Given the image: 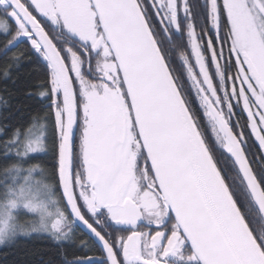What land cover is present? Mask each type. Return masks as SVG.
I'll use <instances>...</instances> for the list:
<instances>
[{
    "label": "snow or ice",
    "instance_id": "6c2138e0",
    "mask_svg": "<svg viewBox=\"0 0 264 264\" xmlns=\"http://www.w3.org/2000/svg\"><path fill=\"white\" fill-rule=\"evenodd\" d=\"M0 59L43 67L40 107L0 124V245L264 264V0H0Z\"/></svg>",
    "mask_w": 264,
    "mask_h": 264
},
{
    "label": "trees",
    "instance_id": "16d2710c",
    "mask_svg": "<svg viewBox=\"0 0 264 264\" xmlns=\"http://www.w3.org/2000/svg\"><path fill=\"white\" fill-rule=\"evenodd\" d=\"M26 45H21L25 47ZM11 55V53L9 54ZM3 60L0 59V64ZM43 67L37 59L25 60L13 71L11 78H0V97L8 100V107L0 104V124L15 126L26 122L31 114L40 107L38 98L29 97L30 91H36V84L42 78ZM78 147V142H77ZM32 163H40L50 168L54 163L51 153L40 155ZM69 252L77 251L74 245L65 244ZM92 254V253H88ZM0 264H62L59 250L43 234L30 237H17L11 244L0 247Z\"/></svg>",
    "mask_w": 264,
    "mask_h": 264
},
{
    "label": "rangeland",
    "instance_id": "374dc122",
    "mask_svg": "<svg viewBox=\"0 0 264 264\" xmlns=\"http://www.w3.org/2000/svg\"><path fill=\"white\" fill-rule=\"evenodd\" d=\"M77 142H78V139H77ZM40 155H43V154H40ZM30 218H31L30 214H26V215L21 217V222H23L24 220L30 219ZM19 237H22V236H19ZM1 246L2 245H0V247Z\"/></svg>",
    "mask_w": 264,
    "mask_h": 264
}]
</instances>
